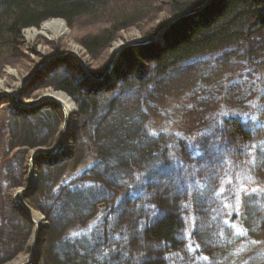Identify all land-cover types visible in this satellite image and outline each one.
I'll return each mask as SVG.
<instances>
[{
  "label": "trees",
  "instance_id": "1",
  "mask_svg": "<svg viewBox=\"0 0 264 264\" xmlns=\"http://www.w3.org/2000/svg\"><path fill=\"white\" fill-rule=\"evenodd\" d=\"M204 1L0 0V69L20 52L23 30L39 27L48 19L62 18L71 27L81 18L106 23L80 40L87 52L96 55L116 39L120 30L143 19H155L163 5L174 17ZM169 20L145 32L144 38L152 39L138 40L123 48L114 69L119 83L105 77L99 82L92 80L84 88L63 75L55 84L77 103L82 129L77 149L65 151L63 158L60 155L50 157L40 171L37 191L42 198L36 207L50 221L46 241L49 258L44 257L42 264H109L108 259L101 261L98 257L107 252L112 260H120L119 251L113 254V247L123 248L130 257H139L140 264H186L185 258L193 264H216L211 251L218 242L219 223L224 235L221 248L230 244V235L234 241L244 239L240 243L245 245L244 249H236L233 253L241 258L247 255L251 226L256 222L264 224V201L256 197L250 202L255 195L248 194L243 200V218L238 217L236 210L229 213L228 220L221 213L217 224L211 220L213 236L206 241L207 230L198 227L199 219L194 220L186 207L196 198H188L187 191L194 183H187V175L177 170L188 161L206 163L211 158L210 152L217 153L218 163L224 162L225 153L219 149L235 154L237 159H247L248 153L244 150L255 137V131L250 120L243 121L239 115H232L242 113L243 105H224L229 116L217 118V128L206 139L204 136L186 139L180 156L173 154V165L163 167L169 169L165 173L162 168L140 170L139 159L134 158L136 152L131 154L133 150L127 151L121 143L120 135L134 130V126L144 129L142 125H153L151 105L156 103V92L160 91V85L177 74L175 71L224 48L246 50L252 60L264 51V0H210L202 8L178 18L158 38H153ZM121 65L126 71L136 69V76H128ZM108 68L107 64L104 69L91 68L90 71L100 78ZM50 107L22 108L2 114L6 109L0 102V191L27 183L28 177L18 162L28 156V148L48 146L40 139H53L54 132L48 129L50 135L38 136L41 132H35L33 127L39 118L46 117L48 113H42L45 109H53ZM52 119L58 122L53 115ZM144 131L150 136L155 132L153 128L151 132ZM8 133L15 142L10 146L4 144L8 142L5 138ZM22 133L31 140L20 141ZM134 134L138 136L137 132ZM139 134L144 135L143 131ZM17 146L24 148L13 152L11 148ZM58 147L59 144L56 149ZM153 152L147 157L153 156ZM259 158L264 160V153H259ZM98 160L103 162V167L95 163ZM200 180L196 175V186H200ZM81 184L87 188L76 187ZM10 188H6L8 197ZM1 208L7 213L12 211L11 203L6 204L0 198V216ZM184 219L189 222L185 226ZM240 229L246 231L238 234ZM74 232L79 235L72 236ZM225 252H229L227 248L216 255H222L221 259ZM121 264H137V261L123 260Z\"/></svg>",
  "mask_w": 264,
  "mask_h": 264
},
{
  "label": "rangeland",
  "instance_id": "2",
  "mask_svg": "<svg viewBox=\"0 0 264 264\" xmlns=\"http://www.w3.org/2000/svg\"><path fill=\"white\" fill-rule=\"evenodd\" d=\"M172 17L169 8L163 5V10L155 19H143L120 30L116 39L96 55L87 52L80 40L82 36L99 30L106 23H94L88 18H81L71 27L62 18H51L48 20H61L64 23L65 28H59L60 34L58 35L54 34L53 29L38 32L36 28L41 25L23 30V45L20 52L17 53L14 60L0 69V102H2V108L6 109L2 114L22 108H48L51 105L50 108H53L54 103L58 106H54L51 110L45 109L42 113H48L46 117L39 118V122L33 126L35 132H41L38 136L45 137L50 135L49 132H54L53 139L51 137L45 141L40 139V142H46L48 146L38 145L28 148V156L22 160L23 163L22 161L18 162L28 177L27 183L11 188L10 186L6 187L10 188L9 197L6 194V188H2L0 191L1 200L3 199L6 204L11 203L12 208L9 213L5 212V208H1L0 264H20L22 260L28 259L33 253L32 242L35 229L38 231L34 242L40 247V250L34 254L30 264H42L44 257L49 258L46 241L49 236L50 221L46 214L36 207L37 201L42 198V195L37 191L40 171L49 158L36 157L31 169V157L37 151H57L61 144L63 128L66 139L63 143L64 147L58 155L61 156L60 158L65 157V151L73 152L77 149V140L80 138L82 129L80 128L82 120L77 116V103L66 91L57 89L55 86L59 78L65 75L80 87L87 88L92 81L88 75L92 74L90 69H104L107 64L110 67L111 61L114 60L106 77L119 83L115 79L114 69L119 64L118 59L121 51L114 56L115 50L127 42L144 38L147 30ZM119 42H122L120 46L114 45ZM252 52H255V49H252ZM248 61L253 64L247 63ZM121 67L128 73V76L135 77L138 72L136 69L126 71L124 65ZM240 69H244L243 72L239 73ZM35 71L33 78L29 80ZM175 73L177 74H173L172 78L170 77L160 85V91L156 92V103L151 105L153 125H142L147 132H151L150 130L153 128L155 135H151L152 137L147 135L144 129L139 128V125L134 126V130L129 129L120 135L121 143L125 149L133 150L131 154L136 152L134 158L139 159L140 170L144 171L147 167L154 171L162 168L163 173L169 170L163 168L173 165L169 154L175 153L180 156V152L185 149L186 139L191 136H204L206 139L207 135H203L206 130L214 132L217 128V118L222 117L220 114L224 111V105H243L240 109L242 112L256 113L261 122V126L256 127L250 121L255 131V137L244 150L245 154L248 153L247 159L245 157L237 159L235 154L232 155L219 149L220 152L225 153L226 160L224 162L218 163L217 153L211 154L210 152L211 158L206 163L188 161L182 163L177 169H181L182 173L187 175V183H194V186H188L187 191L189 192L188 198H196L190 201L186 207L194 220L199 219L198 227L201 226L202 231L207 230L208 233L204 237L208 236L206 238L208 241L212 240L210 237L213 236V233H210L211 220L213 219L217 224L216 219L221 213L228 220L229 213L236 210L238 217L243 218V200L248 194L252 195V189H257V192L253 193L255 197L250 198V202L256 197H261L260 201H264V160L259 158V153H264V51L261 50L252 60L246 50L224 48L209 57L195 60ZM92 76L98 79L92 82L100 81L98 74H92ZM233 81L237 83H233ZM20 85L22 87H19ZM51 91L64 92L70 96L69 98L75 105L74 110L68 112L66 124H64V109L59 103L61 100L51 95ZM52 115L58 118V122L53 121ZM1 118L0 116V120ZM141 130L144 135L139 134L142 132ZM46 132L48 133L46 134ZM135 132L138 136H135ZM5 138H8V142L4 144L8 146L15 143L10 133L6 134ZM57 139L58 142H56ZM29 140L31 139L26 133L21 134L20 141L27 143ZM58 144L59 147L56 149ZM79 144L83 146L82 143L79 142ZM192 145L195 147L194 144ZM22 148L24 146L11 149L16 152ZM152 152L153 156L147 157ZM31 171H33L32 175H35V183L33 182L32 187L24 195L25 189L32 181ZM196 175L201 178L200 186L195 185ZM11 182L12 180L10 184ZM17 194H19L18 199L16 198ZM25 211L30 215L28 213L27 216ZM40 222L43 223L40 224ZM188 223V219L183 220V226ZM256 224L252 225V229L248 232L247 238H249L250 245H247V255H243L241 258L240 255L233 253L236 249H244L245 245L240 244L244 239L234 241L230 235L228 237L230 244H224L225 247L221 248L220 243L224 235L219 223L218 242L211 251V255L214 254L213 261L215 259L216 264H242L244 260H249L248 264H264V255H258L264 253V224ZM213 239L216 240V237L214 236ZM253 241L256 243H252ZM226 248L229 252H225L224 259L223 257L220 259L219 257L222 255L217 256L216 253L222 254ZM185 259L188 261L186 264H193L188 258ZM206 264L210 263L206 262Z\"/></svg>",
  "mask_w": 264,
  "mask_h": 264
},
{
  "label": "water",
  "instance_id": "3",
  "mask_svg": "<svg viewBox=\"0 0 264 264\" xmlns=\"http://www.w3.org/2000/svg\"><path fill=\"white\" fill-rule=\"evenodd\" d=\"M210 0H206V1H204L203 3H201V4H199L198 6H196V7H194V8H192V9H190V10H188V11H186V12H183V13H180V14H178V15H175L174 17H172L170 20H169V22L165 25V27L164 28H162L153 38H158L175 20H177L178 18H180L181 16H183V15H186V14H189V13H192V12H194V11H196V10H198V9H200V8H202L204 5H206L208 2H209ZM147 39H152V38H138V39H135V40H133V41H130V42H127L126 44H124L123 46H122V48L121 49H119L117 52H114V56H116V55H118L119 53H120V51H122V49L124 48V47H126L127 45H130V44H133L134 42H136V41H138V40H147ZM114 59V58H113ZM114 64V60H112L111 61V64H110V67H112V65ZM83 66H84V63H83ZM110 67L105 71V73H104V75L101 77V78H99V80H101V79H103V78H105L108 74H109V72H110ZM85 68V67H84ZM37 70H38V68H37ZM36 70V71H37ZM36 71L32 74V76H30L29 77V80H31L32 78H33V76H34V74L36 73ZM89 75V77L94 81V80H98V79H95L93 76H92V74H88ZM29 80H27V81H29ZM26 81V82H27ZM23 86H24V84H23ZM19 87H22V85H20ZM55 99V98H54ZM56 100H58V99H56ZM59 101V100H58ZM59 103L62 105V107H63V109H64V117H65V121H64V124H66L67 123V120H68V112L66 111V109L64 108V105L62 104V102L61 101H59ZM65 139H66V135H65V130H64V128H63V131H62V140H61V144H60V147H59V149L57 150V151H53V152H44V151H37V152H35L33 155H32V157H31V169H32V165H33V162H34V159L36 158V157H47V158H50V157H52V156H56V155H58V154H60L61 153V150H62V148L64 147L63 146V143H64V141H65ZM32 174H33V171H31V176H32ZM32 181H30V183H29V186L27 187V189H25V191H24V195L27 193V191H28V189H30L31 187H32ZM17 199L19 198V194H17V197H16ZM18 203H19V201H18ZM25 213L27 214V216H28V212H26L25 211ZM37 229H35V234H34V241H35V237H36V233H37ZM33 260L32 259H27V260H25L24 262H21L20 264H30L31 262H32Z\"/></svg>",
  "mask_w": 264,
  "mask_h": 264
},
{
  "label": "snow or ice",
  "instance_id": "4",
  "mask_svg": "<svg viewBox=\"0 0 264 264\" xmlns=\"http://www.w3.org/2000/svg\"><path fill=\"white\" fill-rule=\"evenodd\" d=\"M233 83H237V82L236 81H233ZM189 107H192V105H189ZM253 107H256V105H253ZM220 115L223 116V117H225V118H227L229 116V112L224 111ZM232 115H234V116L235 115H239V117L243 121H249L250 120V121H252L254 123V125L256 127H260L261 126V122L258 120V116H257L256 113H252V112L235 113L234 112V113H232ZM151 134L152 135H155V133H151ZM209 134H211V130H206V132L203 135H209ZM189 146H191V145H189ZM169 155H170V159L175 160V157L171 153ZM95 163L98 164V165H100L101 167H103V162L102 161H99L98 160ZM90 167H91V165H90ZM137 180L140 181V176L139 175L137 176ZM76 187L81 188V189H85V188H87V185L81 184V185H78ZM252 192L253 193L257 192V189H252ZM244 231H246V230L240 229V230H238V234L239 233H242ZM71 235L72 236H78L79 233H75L74 232ZM253 243H256V242L253 241ZM117 251H119V253H120V257H121L120 260H112L111 257L109 256V254L107 252H105L103 254V256L98 257V259H100L101 261H103L105 259H108L109 260V264H121V262L123 260L135 259L137 261V264H140V258L139 257H130L129 254H128V252L127 251H124L123 248L117 250L115 247H113V249H112L113 254H115ZM258 255H264V253L258 254ZM242 264H248V260H244L242 262Z\"/></svg>",
  "mask_w": 264,
  "mask_h": 264
},
{
  "label": "bare ground",
  "instance_id": "5",
  "mask_svg": "<svg viewBox=\"0 0 264 264\" xmlns=\"http://www.w3.org/2000/svg\"><path fill=\"white\" fill-rule=\"evenodd\" d=\"M56 19H58V18H56ZM59 28H62V29H64L65 28V26H64V23H63V21H61V20H55V19H52V20H48V21H45V22H43L42 24H41V26L39 27V28H36V30L38 31V32H42L43 30H51V29H53L52 31L54 32V34L55 35H58V34H60V32H59ZM121 43L122 42H119V43H115L114 45H121ZM124 45V44H123ZM122 48V45H121V47L120 48H118V49H116L115 50V52H117L119 49H121ZM117 60V59H116ZM25 87V86H24ZM50 94L51 95H54V96H56L57 98H59L61 101H62V103L64 104V107L66 108V111L67 112H69V111H71L72 112V109L74 108V103H73V101L71 100V98H69V96H67V94H65L64 92H54V91H51L50 92ZM74 110V109H73ZM31 180H32V183L34 182L35 183V175L33 176H31ZM29 213V212H28ZM29 215H30V213H29ZM41 223H43V222H40V224ZM32 244H33V253L32 254H30V256H29V258L28 259H32L33 258V256H34V254H37V252L40 250V247L38 246V245H36V242H32ZM37 247V248H36ZM27 260V259H26ZM23 261H25V259L24 260H22V262ZM20 263V262H19ZM18 264V263H17Z\"/></svg>",
  "mask_w": 264,
  "mask_h": 264
}]
</instances>
